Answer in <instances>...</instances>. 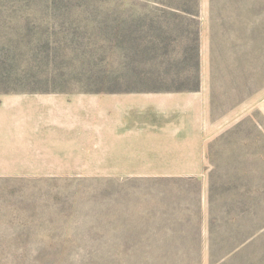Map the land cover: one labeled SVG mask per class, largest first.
I'll return each instance as SVG.
<instances>
[{"label":"rangeland","instance_id":"374dc122","mask_svg":"<svg viewBox=\"0 0 264 264\" xmlns=\"http://www.w3.org/2000/svg\"><path fill=\"white\" fill-rule=\"evenodd\" d=\"M197 2L206 152H0V264H170L163 237L184 235L212 264L209 218L234 237L221 261L264 264V0ZM183 4L0 0V93L191 91Z\"/></svg>","mask_w":264,"mask_h":264},{"label":"crops","instance_id":"0c3cea01","mask_svg":"<svg viewBox=\"0 0 264 264\" xmlns=\"http://www.w3.org/2000/svg\"><path fill=\"white\" fill-rule=\"evenodd\" d=\"M211 91L2 92L0 152H206Z\"/></svg>","mask_w":264,"mask_h":264},{"label":"trees","instance_id":"16d2710c","mask_svg":"<svg viewBox=\"0 0 264 264\" xmlns=\"http://www.w3.org/2000/svg\"><path fill=\"white\" fill-rule=\"evenodd\" d=\"M190 0H184V6L179 9L181 13L186 17H189L187 19L193 21L195 23V29H186L182 35L184 37L188 38V44L190 46H184V59L187 60V62H192V68H193V77L196 79V83L192 86L193 89H197L198 84V66H199V58H198V47H199V30L197 27V21H195L196 17L198 16V2L197 0H191L193 2V7H190L188 2ZM247 93L249 89V84L245 82V86ZM193 90L192 88H190ZM181 90H189V89H179ZM245 94V95H246ZM210 230L208 231V235L206 238L207 242V252L208 257L210 261H212V264L218 263L219 264H225V260L221 259L224 257L225 254L229 253L232 246H228V243L231 239H234L232 236H220L216 235L211 228H213L214 225V219L209 218L208 220ZM164 240L162 242V245H164L162 254L167 259V263L170 264H190L192 258L200 259L201 257V251H202V242L203 238L201 235L196 236H177V237H163ZM169 239L173 240L170 241ZM236 239V238H235ZM175 244V247L173 248V244ZM222 244L227 246H222ZM217 251L218 253H215ZM161 255V254H160Z\"/></svg>","mask_w":264,"mask_h":264}]
</instances>
